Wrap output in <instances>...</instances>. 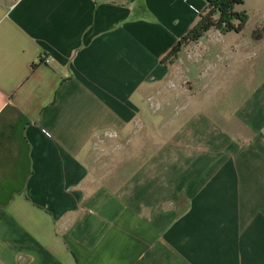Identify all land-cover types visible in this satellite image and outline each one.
Wrapping results in <instances>:
<instances>
[{
	"label": "crops",
	"instance_id": "crops-1",
	"mask_svg": "<svg viewBox=\"0 0 264 264\" xmlns=\"http://www.w3.org/2000/svg\"><path fill=\"white\" fill-rule=\"evenodd\" d=\"M241 6L254 29L185 45L177 79L203 0H0V264H264V0Z\"/></svg>",
	"mask_w": 264,
	"mask_h": 264
},
{
	"label": "trees",
	"instance_id": "trees-1",
	"mask_svg": "<svg viewBox=\"0 0 264 264\" xmlns=\"http://www.w3.org/2000/svg\"><path fill=\"white\" fill-rule=\"evenodd\" d=\"M205 7L197 16L193 27L178 40L169 57L177 59V54L185 45L198 41L206 32L216 30L220 33L243 31L248 22L245 11H237L245 0H203Z\"/></svg>",
	"mask_w": 264,
	"mask_h": 264
},
{
	"label": "rangeland",
	"instance_id": "rangeland-1",
	"mask_svg": "<svg viewBox=\"0 0 264 264\" xmlns=\"http://www.w3.org/2000/svg\"><path fill=\"white\" fill-rule=\"evenodd\" d=\"M239 8H241L242 6H238ZM247 15H248V17H249V22L247 23V26H248V28H249V32H251L252 31V29H254L253 27H254V23H255V21H254V19L255 18H253V16L251 15V14H248V13H246ZM257 21H263V19H260V20H257ZM247 28V29H248ZM192 53H193V51H191ZM191 52H188L187 54H185V57H186V59L187 60H195V58L193 57L194 56V54H192ZM178 59H176V61H177ZM181 61H182V59H180V60H178L177 62H176V70H175V76L177 77V79H179L180 78V76H181V78H182V74H181V68H180V64H181ZM178 75H179V78H178ZM183 79V78H182ZM205 93L206 92H204V95H205ZM184 99V98H186V97H181V99Z\"/></svg>",
	"mask_w": 264,
	"mask_h": 264
},
{
	"label": "built area",
	"instance_id": "built-area-1",
	"mask_svg": "<svg viewBox=\"0 0 264 264\" xmlns=\"http://www.w3.org/2000/svg\"><path fill=\"white\" fill-rule=\"evenodd\" d=\"M193 57L195 58V56H193ZM45 62L47 63L48 60H45ZM178 77H179V75H178ZM183 84H185V83H183ZM183 86H184V85H183ZM170 87L174 88V87H176V86H175V84L171 83V84H170ZM179 87H180V86H179ZM104 136L109 137V138H114L116 135H115L114 132H105V133H104Z\"/></svg>",
	"mask_w": 264,
	"mask_h": 264
}]
</instances>
